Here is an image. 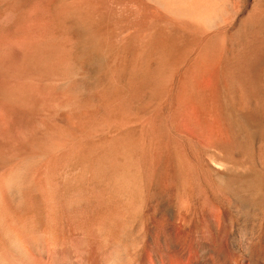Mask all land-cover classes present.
<instances>
[{
  "label": "bare ground",
  "instance_id": "6f19581e",
  "mask_svg": "<svg viewBox=\"0 0 264 264\" xmlns=\"http://www.w3.org/2000/svg\"><path fill=\"white\" fill-rule=\"evenodd\" d=\"M8 1L6 0V3ZM79 1L77 5H75L76 1L75 3L70 1L74 5L70 6L68 3L69 6L65 7H71L69 10L63 11L62 9L61 11L59 9L62 6H60L58 11L61 14L64 12L63 15L67 14V20L64 18L66 24L69 19L68 22L74 24L77 31L84 34L94 32L95 22L91 14L93 11L89 8L93 4L88 6V10L80 5L86 0ZM22 4L20 6L23 7ZM82 4L85 5V2ZM29 7L30 4L27 8ZM97 8L94 9L97 10ZM111 9L115 8L111 6ZM19 10L21 12V9ZM10 11L12 13V9ZM117 11L124 17L130 29V36L138 41V47L133 51L128 48L129 54H127L128 51H121L122 55V52H126L127 56L123 59V63L121 61L122 65L119 64L121 66L117 68L118 71L116 70V78L111 74L106 87L102 88L101 85V90L95 91V94L92 92L93 100L87 98L81 102L78 97L79 100H76L81 102L78 104L74 100V102L68 101L69 92L75 85L73 81L75 78L71 76V73L73 70L77 71L74 63L72 64L69 59L68 52L70 55L71 53L66 49L68 43L60 44L58 41L55 43L54 41L58 40L56 37H53L56 40L52 39L54 44L52 40V43H49V38L48 43L43 41L44 39L40 40L39 38H43L42 32L40 28L41 34L33 31V26L36 28L37 24L33 25L34 14L32 13V17L30 15L28 20L31 21L30 18H32L33 28L27 30L28 26L31 27L30 24L26 26L25 31H22L24 29L22 26L21 31H18L19 28L16 27L17 29L9 31V34L6 32L11 37L10 42L13 41L12 38L18 37L22 40L20 44L18 43V50L13 49L6 59L3 57L6 56L3 52L10 43H7V46L4 44L2 48L3 38L7 35H4L2 28L4 24L2 23L5 21L0 14V264H264V154L258 157L244 155L239 159L234 153V145L241 140L242 126L250 125L256 117L254 115L261 113L263 115V105L260 101L262 87L258 84L257 73L259 66L264 62V0H119ZM24 12L28 14L29 11L26 9ZM15 16L13 15V18ZM56 16H58L57 12ZM58 17L57 19H63L64 16L59 14ZM111 18L114 19V17ZM28 20L26 19L25 22ZM50 20L44 24L52 29L54 26L51 27ZM62 21L56 24V26L59 24L56 30L65 22ZM7 22L10 23V21ZM17 25L20 27L22 24ZM39 26L42 27L43 22ZM63 26L59 28L60 31L64 27V31L67 30V26ZM50 28L48 31L51 32ZM211 30H213L212 34ZM46 32L47 29L43 33ZM58 32L57 36H59ZM65 34H60L64 42L68 41L67 38L64 39ZM71 35L74 36L73 33ZM105 36L102 38L99 34L92 35L96 40L94 42L95 51H105L106 46L110 47L107 43L110 44L112 41L107 40L106 42ZM35 37H38L36 41L38 39L40 41L34 42ZM46 37L44 35V38ZM85 39L88 37L84 38V42ZM114 39L113 42H115ZM86 41L89 42V40ZM88 44L85 45L88 46ZM74 46L72 48L75 49L77 45ZM114 50L116 54L117 49L114 48ZM114 54L112 53V57L115 56ZM117 58L118 56L115 61ZM102 63L106 62L104 63L103 60ZM83 64L85 65V62ZM101 64L99 67L105 68ZM111 65L114 66V64ZM185 65H187L186 69L182 71L181 68H185ZM113 66L109 65L111 69ZM109 67L107 69H110ZM103 70L101 69L100 73ZM179 70L183 74L177 76L180 82H178V91L174 92L175 102H180L182 108L181 102L189 103L191 100L200 116L212 114L219 124L220 140L217 138L219 141L214 143L216 149L220 150L222 152L220 154L224 156L211 153L209 160L213 164L209 161L204 163L202 160H192L190 157L192 153L190 152L188 156L186 155L188 151L184 152L186 145L181 144V147H185L183 153L178 149L176 151L174 145L167 142V138L165 139L168 136L166 135L168 128L165 127V121L161 116V110H163L161 104L165 99H171L169 96L171 92L174 94L170 85L174 84L172 83L173 77ZM110 73L113 72L110 71ZM114 74H116L115 71ZM108 76H106V83ZM98 77L102 79L101 75ZM175 80L177 82L178 79ZM199 80L203 83L208 81L209 85L206 83L203 86L207 85L208 88L207 86L199 88L202 82ZM83 83L82 81V85ZM82 89L86 90L83 87ZM83 92L85 94L86 91ZM70 93L72 94V91ZM172 103L173 101L170 104ZM166 111L165 113L168 114ZM169 115L173 116L170 113ZM212 117L209 116V118ZM173 119H175L174 116ZM134 120H140L142 134L146 135L144 139L141 138L135 143L136 139L130 142L129 138L128 142V138L122 140L118 137L121 141L115 144L117 138L114 136L115 141L108 146L105 145L109 151L112 150L110 154L115 152L116 148L125 150L131 165L137 170L132 173L130 171L122 173L127 171L125 170L120 174L119 170H122L123 166L122 169L117 170L119 175L115 170L116 176L111 174L110 177L108 174L110 170L107 172L105 166L109 164L112 169L114 167L118 169L120 164H117V161L120 163V160L116 159L117 167L114 166L112 162L114 158L110 160L109 153L104 155L102 153L103 148L107 147H103L104 143H100L103 145H98L103 150H99V146H95L97 145L96 140L104 132H106L104 137L108 138L107 131L111 128H118L117 132L119 128L126 130L128 124L133 123ZM135 124L136 122L133 125ZM170 124L171 122L168 125ZM138 133L136 132L135 135ZM111 135L109 136L112 137ZM101 139L99 142H104V139L103 141ZM117 149L116 152H118ZM97 150L101 151V156L95 155ZM115 153L112 154L116 158ZM77 156L83 157L81 162L84 165L78 162L83 168L71 174L65 171V175L61 173L63 177L59 183L64 181L69 186L61 189L56 183L59 176H56L58 172L55 169L58 166L61 167L60 165L64 164L65 160L67 162L68 158L72 159ZM202 157L200 158L203 159ZM79 158L76 161L81 160ZM72 161L73 159L70 162ZM125 161L127 162L126 159ZM74 164H76L75 161ZM126 165L124 169L131 166ZM72 167L74 168L73 164ZM129 169L132 170V167ZM199 171L225 197L228 207L235 213L236 218H229L226 209L216 204L205 206L201 213L199 212L200 214L197 211L200 226L188 236L181 237L174 229L157 228L144 237L146 238L145 251L140 252L141 255L134 259L129 250L131 255L128 259L126 241L134 231V224L140 209L145 207L142 206V202L140 203L141 198L151 193L159 199H169V207L163 208L165 213L173 210L181 211L180 213L190 211L195 185L201 187V184H197L200 180H198ZM107 179L112 182L110 181L111 183L105 185L104 188L101 187L102 189H97L100 185L98 181ZM87 182L88 185L96 182L98 187L96 188V185L95 188L83 187L85 185L82 184ZM199 194L200 192L197 195ZM90 200L95 202L92 205H96L94 207L96 210L93 209L94 212L91 214L92 206L91 208L89 206L90 212H87V215L82 208ZM144 202L143 205L146 203ZM182 218L181 221L179 219V226ZM186 223L183 225H188ZM146 225H144L145 228ZM189 228L191 231V226ZM135 248L137 249L136 244Z\"/></svg>",
  "mask_w": 264,
  "mask_h": 264
},
{
  "label": "rangeland",
  "instance_id": "374dc122",
  "mask_svg": "<svg viewBox=\"0 0 264 264\" xmlns=\"http://www.w3.org/2000/svg\"><path fill=\"white\" fill-rule=\"evenodd\" d=\"M8 1V0H7ZM28 3H26V2ZM70 1L71 2H73V3H75V1H76V4L75 5H77V4H79V0H22V2H20V0H9L8 1V3H6V0H4V1H0V12H2V13H0L1 15V17L3 18V20L5 21V22H3L2 23V25L4 26H2V28H3V31H4V35L6 36L5 38H3L4 40L2 41V48L4 47V44H5V46H7V43H10V45L8 44V46L7 47H9L8 49H7V47L6 48H4V55L6 54V56H3L4 58H8L9 57V54H10V52L11 51H13V49L14 50H18V45L22 42V40H21V38H12L13 39V41L11 40V42L9 41L10 39H11V37H9V31L11 32V31H14V30H16L17 28L16 27H18L19 29H17L18 31H21L20 29H23V27L22 26H24V29L22 30V31H25V29H26V26H28V25H30L31 27H29L28 26V28H27V30H29V28H33V31L35 30L36 32L38 31V33L39 34H41L40 32H39V28H40V31L42 32V36H43V38H39L40 40L41 39H44L43 41H47V43H48V38H49V43L51 44L54 40H56V39H58V40H56V41H54L55 43L58 41V43H60V44H62V42L63 43H68L67 44V47L68 48H66V44H65V48L67 49V52L68 51H70V53H71V55L69 54V52H68V55H69V59L72 61V64L74 65V68L77 70H75L76 72H74V70L72 71V73H71V76L73 77V78H75V79H73V81H74V86H73V89H71L70 90V92L72 91V94L69 92V97H68V101L69 102H77V104L78 103H81L82 101H84V100H86L87 98L88 99H92V97L94 96L93 94H95V91H99V90H101L102 88H104V87H106L107 85H108V83H109V81H110V79H111V74L112 75H114L115 76V78H116V76H117V71H118V69L120 68V66L122 65V63H123V59L125 58V56H127L126 55V52L128 51V53L127 54H129V49L130 50H134L135 48L137 49V47H138V41L137 40H135V39H133L131 36H130V29H129V27H128V25H127V23H126V21H125V19H124V17L121 15V13L119 12V11H117L118 10V4H119V0H101L102 1V3H101V1L99 0V1H97V0H86V1H82L81 3H80V5L82 6V7H85V8H87L88 10H89V8L91 9L90 11H93V13L91 12V14H92V17H93V20H94V22H95V26H99L98 27V29H97V31L99 32H97L96 31V28L97 27H95L94 26V32H89L88 34H84V33H82V32H79V31H77V28H75V26H74V24H71V22H68L69 21V19H68V21H67V24H66V21H65V19L67 20V14L66 15H63V13L64 12H62V14L61 13H59V11H58V9H59V7L60 6H62V7H60L61 9H59V10H61L62 11V9H63V11L65 10L66 11V9L67 10H69L70 8H66L65 6H67L68 5V3H70ZM94 1V2H93ZM97 1V2H96ZM111 1H113V2H111ZM18 4H17V3ZM23 2H25V3H23ZM51 2V3H50ZM57 2V3H56ZM67 2V3H66ZM78 2V3H77ZM83 2H85V5L84 4H82ZM87 2H89V3H87ZM108 2V3H107ZM23 5V7L22 6H20L21 4ZM73 3H70L69 5L71 6H73L74 4ZM115 3H116V6H115ZM2 4H3V6H2ZM15 4V5H14ZM27 5V6H25V5ZM29 4H30V7L33 9H30V7L29 8H27L28 6H29ZM32 4H33V6H32ZM64 4V5H63ZM66 4V5H65ZM87 4V5H86ZM90 4H93L91 7H89L88 8V6H90ZM106 4V5H105ZM113 4H114V6H113ZM5 5V6H4ZM68 5V6H69ZM100 7H99V6ZM108 5V6H107ZM25 6V7H24ZM65 8H64V7ZM94 6V7H93ZM103 6V7H102ZM107 6V7H106ZM111 6H112V8H115L114 10L113 9H111ZM4 7V8H3ZM12 7V8H11ZM14 7H15V10H14ZM17 7V8H16ZM56 7H58L57 9H56ZM96 7H98L97 8V10H95L96 9ZM6 8V9H5ZM8 8H10V9H12V13H11V11H10V9H8ZM21 9V12H20V10L19 9ZM24 8V9H23ZM27 9V11H29L28 12V14L26 13V12H24V10L26 11V9ZM42 8V9H41ZM95 8V9H94ZM2 9V10H1ZM17 9V10H16ZM23 9V10H22ZM30 9V10H29ZM37 9H38V11H37ZM4 10H5V12H4ZM9 10V11H8ZM14 10V11H13ZM39 10H40V13H39ZM44 10V11H43ZM95 10V11H94ZM107 10V11H106ZM30 11H32V12H30ZM36 11H37V13H36ZM60 11V12H61ZM15 12V13H14ZM22 13V14H20V13ZM24 12V13H23ZM44 12V13H43ZM56 12H57V15L59 16V14H60V16L62 15V17H63V19H57V18H59L58 16H56L55 17V14H56ZM105 12V13H104ZM11 13V20L9 19V14ZM14 13V14H13ZM17 13H19V15L17 14ZM31 13V14H30ZM34 14V18H33V20H34V23H33V21H32V18H30L31 19V21H29L28 20V17H30V15H31V17H32V15ZM39 13V15H37ZM43 13V14H42ZM67 13H68V11H67ZM94 13H97L98 15H94ZM118 13H120V14H118ZM15 14L17 15V16H15ZM24 14H26V15H24ZM42 14V15H41ZM48 14V15H47ZM65 14V13H64ZM111 14H114V15H111ZM13 15L16 17V19H15V17L13 18ZM22 15V17H20ZM23 15H24V17H23ZM109 15V16H108ZM96 18H95V17ZM123 18H122V17ZM8 17V19H6ZM20 17V18H19ZM25 17H27L26 19L28 20V21H26V22H29L28 24H26V22H25ZM39 17V18H38ZM111 17H114V19H112ZM12 18L15 20H12ZM42 18V19H41ZM46 20H45V19ZM54 18H56V19H54ZM65 18V19H64ZM99 18V19H98ZM102 18H104V19H102ZM108 18V19H107ZM119 19V20H116V19ZM18 19H20L19 21H18ZM25 19V20H24ZM54 20V21H51V20ZM35 20H36V22H35ZM40 20V21H39ZM43 20V21H42ZM47 20H50L49 21V24H54V25H52L51 24V27H53L54 29L55 28H57L58 27V25L56 26V24L57 23H60V21H62V20H64V21H62V22H64V23H62V25H64V26H67L66 27V29L68 30V31H72V32H69L70 33V35H68L69 33H68V31L67 30H65L64 31V29H65V27H64V29H62L61 28V31H60V27H62V25L61 26H59V28L57 29L58 31H60V33L56 30H54L53 28L51 29L50 27V30H51V32L50 31H48L49 30V28L47 27V25L46 24H44V23H46V22H48ZM55 20L57 21V22H55ZM58 20H60V21H58ZM108 20V21H107ZM7 21H10V23L9 22H7ZM15 22V23H11V22ZM45 21V22H44ZM106 21V22H105ZM125 21V22H124ZM18 22V23H17ZM20 22H22L21 24H20ZM23 22H24V25H23ZM39 24H38V23ZM42 22H43V26H44V29H43V26L41 27V26H39L40 24H42ZM105 22V23H104ZM117 22V23H116ZM8 23V24H7ZM32 23H33V25L35 24H37V26H36V28H35V26H33L32 27ZM99 23V24H98ZM107 23V24H106ZM9 24H12V26L10 27L9 26ZM16 24V25H15ZM17 24H19V25H21L20 27L17 25ZM96 24H98V25H96ZM119 24H122V25H119ZM74 27H73V26ZM105 26V28H104V26ZM107 25V26H106ZM39 26V27H38ZM45 26H46V28H45ZM48 26H50V25H48ZM68 26H70V27H68ZM9 27V28H8ZM38 27V28H37ZM71 27H73V28H75V30L72 28V29H70L69 30V28H71ZM111 27V28H110ZM4 28H7V29H4ZM15 28V29H14ZM100 28V29H99ZM103 28V29H102ZM106 28H107V30H106ZM38 29V30H37ZM43 29V30H42ZM45 29H47V32H48V34L46 35V33L44 34L43 32H44V30ZM104 29H105V31H104ZM113 29V30H112ZM116 29V30H115ZM6 30V31H5ZM30 30H32V29H30ZM34 31V32H35ZM56 32V34H55V32ZM64 31V32H63ZM101 31V32H100ZM106 31H111L112 33H108V32H106ZM123 31V32H122ZM129 31V32H128ZM212 32H210L211 34L213 33V30H211ZM8 34H7V33ZM57 32H58V35L59 36H57ZM105 32V33H104ZM118 32H119V34H118ZM122 32V33H121ZM126 32V33H125ZM127 32H128V34H127ZM208 32V33H209ZM52 33V34H51ZM62 33V35L63 34H65V36H64V39L66 40V38L68 39V41H63V37H62V35H60ZM74 34V36L73 35H71V34ZM126 35H125V34ZM207 33V35H211V34H208ZM81 34V35H80ZM93 34H96V35H100L101 37L102 36H105L104 37V39H105V41L106 42H108L107 40H109V42L110 41H112L110 44L109 43H107V45L108 46H110V47H105V51L103 50V51H100V52H98V51H95L94 49H95V47H94V42L96 41V40H94L95 38H93L92 37V35ZM102 34V35H101ZM44 35H45V37L46 38H44ZM54 35V36H53ZM89 35V36H88ZM109 35V36H108ZM127 35H128V37H127ZM49 36V37H48ZM66 36H68V37H66ZM84 36H86V37H84ZM122 38H121V37ZM4 37V36H3ZM53 37H56V39L55 38H53ZM58 37V38H57ZM70 37H72L71 39H70ZM88 37V39H85V42H84V38H87ZM112 37H113V39H114V41L115 42H113V39H112ZM8 40H7V39ZM38 38V37H37ZM36 37L34 38V42H39L40 40L38 39V41H36V39H37ZM60 38H61V40H60ZM79 38H81L80 40H79ZM103 38V37H102ZM121 38V39H120ZM128 39V41H127V39ZM6 39V40H5ZM19 39V40H18ZM47 39V40H46ZM52 39H54V40H52ZM76 39L79 41H77L76 42ZM90 39H91V41H93V42H91L90 41ZM131 39V40H130ZM14 40H16L15 42H14ZM51 40H52V42H51ZM70 40H72V41H70ZM83 40V41H82ZM86 40H89V42H87ZM122 41V42H119V41ZM126 40V41H125ZM133 40H134V42H133ZM4 41H6V42H4ZM20 41V42H19ZM75 41V42H74ZM82 41V42H81ZM125 41V42H124ZM130 41V43H132L131 45H130V43H128ZM132 41V42H131ZM54 42H53V44H54ZM69 42H71V43H69ZM137 42V43H136ZM15 43V44H14ZM19 43V44H18ZM77 47H75L73 44ZM76 43V44H75ZM83 43V44H82ZM89 43V44H88ZM92 43V45H90ZM114 43V44H113ZM116 43H118L117 44V46H116ZM125 43V44H124ZM136 43V44H135ZM71 44V45H70ZM81 46H80V45ZM85 44H88V46H92L91 48L89 47L88 48V46L87 45H85ZM124 44V45H123ZM126 44H127V49H126ZM136 46H135V45ZM12 45V46H11ZM15 45V46H14ZM64 45V44H63ZM69 45V46H68ZM128 45H130V46H128ZM133 45V46H132ZM14 46V48H12ZM75 47V49L74 48H72V47ZM87 46V47H86ZM116 48L117 49V52H116V54H114V52H115V50H114V48ZM119 46V47H118ZM121 46V47H120ZM124 46V47H123ZM10 47L12 48V49H10ZM15 47H16V49H15ZM122 47H123V49H122ZM80 49V51H79V49ZM84 48H86L87 50H90V51H88V52H90V53H88L87 52V50H85ZM106 48H108V52L106 51ZM129 48V49H128ZM7 49V50H6ZM69 49V50H68ZM78 49V51H76ZM119 49V50H118ZM85 51V52H84ZM121 51H126V52H122L123 53V55L121 54ZM76 52V53H75ZM104 52V53H103ZM107 52V53H106ZM111 52V53H110ZM72 53H74V55L72 54ZM84 53V54H83ZM86 53V54H85ZM98 53L100 54V55H98ZM103 53V54H102ZM105 53H106V55H105ZM112 53L115 55V56H113L114 57V59H113V57H112ZM130 53H131V51H130ZM79 54V55H78ZM90 54V55H89ZM95 54V55H94ZM74 56V59L76 60H74L73 59V56ZM96 55H98V56H96ZM105 55V56H104ZM121 55H122V59H121ZM88 56V57H87ZM94 57V58H92V57ZM104 56V57H103ZM108 56H109V58L111 59V61H109L108 62V60H110L109 58H108ZM118 56V58H120V60L118 59H116V61H115V58ZM120 56V57H119ZM87 57V58H86ZM103 57V58H102ZM84 58V60H86V59H88L87 61H82V59ZM90 58V59H89ZM97 58V59H96ZM91 59H93V60H91ZM107 59V60H106ZM80 60L82 61V62H80ZM100 60V61H99ZM101 60H102V62H103V60H104V63L107 65H105V64H103L102 62H101ZM74 61V62H73ZM95 61V62H94ZM98 61V62H97ZM113 61H115L114 63H113ZM121 61H122V63H121ZM75 62H76V64H75ZM77 62H78V64H77ZM85 62V65L83 64ZM80 63V64H79ZM94 63V64H93ZM102 63V64H101ZM108 63V64H107ZM117 63V64H116ZM189 63V62H188ZM90 66H88V65ZM93 64V65H92ZM104 65V67L105 68H101V66L99 67V65ZM111 64H114V66L113 65H111ZM119 64H121V65H119ZM77 65V66H76ZM83 65V67H81ZM95 65V66H94ZM109 65L110 66H113V68H114V71H115V73L116 74H114V71H113V68L111 69V67H109ZM117 65V66H116ZM119 65V66H118ZM79 66H80V69H79ZM186 66L187 65H185V68L184 67H182L181 69H182V71H185V69H186ZM77 67V68H76ZM86 67V68H85ZM107 67H109L110 69H107ZM118 68V69H117ZM183 68H184V70H183ZM262 68V69H261ZM82 69H84L83 70V72H82ZM86 69H87V71H86ZM91 69V70H90ZM101 69L103 70V72L102 73H100L101 72ZM81 70V71H80ZM117 70V71H116ZM262 70V71H261ZM86 71V72H85ZM90 71H91V73H90ZM110 71L111 72H113V73H110ZM182 71H177L176 73H175V77H173V81H172V83L174 82V84H171L170 86H171V89H172V91H173V93L176 91H178V89H177V87H179L178 85H179V83L178 82H180L179 80V78L177 77L178 76V74H180V76L183 74V72ZM81 72V73H80ZM108 72V73H107ZM262 72V73H261ZM80 73V74H79ZM105 73V74H104ZM106 73L109 75H106ZM79 74V75H78ZM84 74V75H83ZM91 74V75H90ZM75 75V76H74ZM79 76V78L77 77V76ZM87 77H86V76ZM99 75H101L102 77V79H99L100 77H98ZM262 75V76H261ZM106 76H108V78H107V83H106ZM179 76V77H180ZM261 78H260V77ZM89 77V78H88ZM84 78V79H83ZM181 78V77H180ZM79 80L77 83L75 82V81H77V80ZM104 79H105V81H104ZM175 79H178L177 80V82H176V80ZM91 80H92V82H91ZM95 80V81H94ZM101 80H102V82H101ZM109 80V81H108ZM175 80V81H174ZM82 81L84 82L83 83V85H82ZM97 81H98V84H97ZM199 81H202V80H199ZM199 81H198V83H199ZM257 81H258V84L262 87L261 88V93L262 94H264V90H262V89H264V62L259 66V68H258V73H257ZM105 83V85H104V83ZM262 82V83H261ZM91 83H92V85H91ZM176 83H177V85H176ZM197 83V84H198ZM208 84V81H205L204 83H203V81L202 82H200V84H199V88H201V87H203L204 86V84ZM88 84H89V86H88ZM100 84V85H99ZM203 84V85H202ZM97 85H98V87H97ZM101 85L103 86L102 88H101ZM172 85H175L174 87L172 86ZM209 85V84H208ZM87 86V87H86ZM207 85H205V87H206ZM82 87L83 88H85L86 90H83L82 89ZM93 87V88H92ZM173 87V88H172ZM205 87H203V88H205ZM97 88V89H96ZM207 88H208V86H207ZM75 89V90H74ZM82 89V90H81ZM175 89H177V90H175ZM81 90V91H80ZM92 90H94V91H92ZM80 91V92H79ZM83 91H86L85 92V94H84V92ZM88 91H90V92H88ZM78 92V93H77ZM82 92V93H81ZM92 92H93V94H92ZM175 92V93H176ZM87 93H88V95H87ZM172 93V92H171ZM170 93V97H171V99H165L162 103L164 104V106H166V107H162V105L163 104H161V109L163 108V110H167L166 112L168 113V114H166L165 113V111H163V110H161V116H162V119H163V121H165V127L167 126V130H168V132L166 133V135H168L167 137H165V139L167 140V142H169V143H171V144H173L174 146L173 147H175V150L176 149H178V150H180V152H183V150H185L184 148L185 147H181L182 145L183 146H185L186 145V150L184 151L185 153L187 152V154L186 155H190L191 153V155H190V157L192 158V160L194 159V160H202V161H204V163H206L207 161H209V162H211L210 160H209V155L211 154V153H216V154H218V155H220V156H224V154L223 155H221L222 154V152L220 151V150H217L216 149V147H215V143H217L219 140H220V134L218 135V133L220 132V129H219V124H218V122H217V120L214 118V117H212V114H207L206 116H200V113H199V111L197 110V108H196V106H194L193 104V102L191 101V103H190V101H189V103L188 102H186V103H184V101L183 102H181V106H182V108L180 107V102L178 103L177 101L175 102V100H176V94L174 93V94H171ZM261 94V99H260V101H261V103H262V112H263V115H262V113L260 114V115H262V116H260L259 114H256V115H254V116H256L255 117V119H254V121L250 124V125H248V124H245L244 126H242V130H241V132L242 133H240L241 134V140L240 141H238V143L236 144V145H234V147H235V150H234V153H236V157L237 158H239V159H241L244 155H250V156H252V157H258L260 154L262 155V154H264L263 152H264V96ZM81 97H80V96ZM83 95V96H82ZM85 95V96H84ZM87 95V96H86ZM173 95V96H172ZM175 95V96H174ZM90 96V97H89ZM168 96V97H169ZM76 97V98H75ZM78 97H79V99H78ZM83 97H85V99L83 98ZM74 98V99H73ZM172 98H173V100H172ZM76 99H78L79 101H81V102H78V100H76ZM74 100V101H73ZM93 100V99H92ZM166 100H168L169 101V103H168V101L167 102H165ZM173 101V103L172 104H170L171 103V101ZM187 100V99H186ZM189 100V99H188ZM95 101V100H94ZM167 104V105H165V103ZM175 103H176V106H175ZM185 104V105H184ZM172 105V107L170 108V106ZM180 108H179V107ZM169 107V108H168ZM252 107V106H251ZM177 108V109H176ZM178 108H179V110H178ZM177 111H179V112H177ZM169 110V111H168ZM170 110H172V111H170ZM197 110V111H196ZM174 111V112H173ZM196 111V112H195ZM177 112V113H176ZM165 113V114H164ZM169 113L170 114H173V116L175 117V119H173V116L172 115H169ZM165 115V116H164ZM169 115V116H168ZM175 115H177V117L175 116ZM164 116V117H163ZM167 116H168V118H167ZM209 116H211L212 118H209ZM258 116V117H257ZM172 117V118H171ZM203 117V118H202ZM205 117V118H204ZM165 118V119H164ZM207 118V119H206ZM208 118L210 119V120H208ZM167 119V120H166ZM168 120H169V122H168ZM174 120H176L175 122H174ZM214 120V121H216L215 123H217V124H215L214 123V121H213V123H212V121ZM136 122V124H135V126L133 125L134 123ZM166 122H168V124L171 122V124L170 125H168ZM173 122V123H172ZM211 122V123H210ZM138 123V124H137ZM175 123V124H174ZM207 123V124H206ZM256 123V124H255ZM260 123V124H259ZM263 123V124H262ZM210 124H212V125H210ZM255 124V125H254ZM259 124V125H258ZM133 125V127H131ZM214 125V126H213ZM252 125V126H251ZM137 126V127H136ZM141 126V123H140V120L138 121H136V120H134L133 121V123H129L128 124V126L125 128L126 130H124V128H122V129H120L119 128V130H118V132H117V129H116V131H114L115 129H113V128H111V130L110 131H107L108 132V138H106V137H104V136H106L105 135V133L106 132H104L102 135H100L98 138H97V145H95L96 147L97 146H99L100 145V143H104V145H103V147H105L106 145L105 144H107V146H108V144H110L111 142H114L115 140V138H117L116 139V143L115 144H117V143H119V141H121L120 140V138H118V137H121V139L123 140L124 138L126 139V138H128L127 140H128V142H129V138L131 139L130 140V142H134V139H136V142L135 143H137L138 142V140H141V138L142 139H144L145 138V136H143V134H142V126L139 128V127ZM130 127V128H129ZM170 127V128H169ZM174 129H173V128ZM246 127V128H245ZM253 127V128H252ZM259 127V128H258ZM250 128V129H249ZM131 129V130H130ZM140 129V130H139ZM173 129V130H172ZM218 129V130H217ZM257 129V130H256ZM184 130H186V131H184ZM216 130V131H215ZM263 130V131H262ZM129 133H128V132ZM131 131V132H130ZM170 131V132H169ZM173 131H175V132H173ZM181 131V132H180ZM112 132V133H111ZM120 132V133H119ZM136 132L138 133L137 135H135L136 134ZM252 132V133H251ZM263 132V133H262ZM118 133H119V135H118ZM172 133L174 134V135H172ZM178 133V134H177ZM181 133V134H180ZM182 133H184L183 135H182ZM187 133V134H186ZM251 133V134H250ZM255 133V134H254ZM110 134H112L111 136L112 137H110L109 135ZM114 134V135H113ZM263 134V135H262ZM123 135V136H122ZM143 137H142V136ZM169 135H171L170 136V138H169ZM176 135H177V137H176ZM180 135H182V137L180 136ZM185 135H187V136H185ZM246 135V136H245ZM114 136H116L115 138H114ZM127 136H129V137H127ZM133 136V137H132ZM174 136V137H173ZM180 136V137H179ZM218 136V137H217ZM255 136V137H254ZM102 139H101V138ZM139 137V138H138ZM184 137V138H183ZM188 137H190V138H188ZM247 139H246V138ZM138 138V139H137ZM147 138V137H146ZM173 138V139H172ZM175 138V139H174ZM179 138H182L181 140L179 139ZM193 138V139H192ZM217 138H219V140L217 141ZM248 138H249V140H248ZM254 138V142L252 141V139ZM99 139H101L102 141H103V139H104V142H99L100 140ZM124 139V140H125ZM169 139H171V140H169ZM179 139V140H178ZM184 139V140H183ZM188 139V140H187ZM195 139V140H194ZM106 140H108L107 141V143H106ZM109 140H111V141H109ZM126 140V141H127ZM175 140V141H174ZM177 140V141H176ZM183 140V141H182ZM244 140V141H243ZM174 141V142H173ZM190 141H191V143H190ZM197 141V142H196ZM215 141H217V142H215ZM248 141V142H247ZM99 142V143H98ZM109 142V143H108ZM182 142V143H181ZM215 142V143H214ZM246 142V143H245ZM178 143V144H177ZM194 143V144H193ZM199 143V144H198ZM240 143V144H239ZM246 145H245V144ZM99 144V145H98ZM182 144V145H181ZM198 144V145H197ZM212 144L214 145V146H212ZM251 144V145H250ZM102 145H100V146H102ZM180 145V147L178 148V146ZM100 146H99V150H103L104 149V151L102 152L103 153V155L105 154V153H109L110 154V152L112 151V150H108V147L107 148H100ZM198 146V147H197ZM204 146H206V147H204ZM244 146V147H243ZM212 148V150L210 149V148ZM214 147V148H213ZM250 147V148H249ZM180 148H182V150L180 149ZM243 148V149H242ZM247 148V149H246ZM105 149H107V150H105ZM115 149V148H114ZM117 149V148H116ZM116 149H115V152H116ZM197 149V150H196ZM200 149V150H199ZM210 149V150H209ZM214 149V150H213ZM216 149V150H215ZM250 149V150H249ZM99 150H97L95 153V155L97 156H99L100 154H101V151H99ZM207 150V151H206ZM243 150H245V151H243ZM247 150V151H246ZM107 151V152H106ZM114 151V150H113ZM117 151L118 152H112L113 154L115 153V156H116V158L113 156V154L111 153L110 155H111V158H110V160H112V158H114L113 160H112V162L115 164L114 166H116L117 167V165H116V159L117 160H120L119 162L120 163H118V161H117V164H120V165H118L119 167H118V169H115V167H114V169H112V166L110 167L109 166V164H107V166H105L106 167V171L108 172L109 170L111 171H115L116 170V172H117V170H119V168L120 169H122V167L124 166L125 167V165L128 163V162H130L129 161V157H128V153L125 151V150H123V149H117ZM125 151V152H124ZM177 151V150H176ZM198 151V152H197ZM201 151V152H200ZM209 151V152H208ZM218 151V152H217ZM220 151V152H219ZM236 151V152H235ZM251 151V152H250ZM97 152H100L99 154L97 153ZM183 152V153H184ZM191 152V153H190ZM194 152V153H193ZM204 152H205V154H204ZM238 152V153H237ZM240 152V153H239ZM117 153H118V155H117ZM196 153H198V154H196ZM199 153H201V154H199ZM221 153V154H220ZM247 153V154H246ZM251 153V154H250ZM109 154H107L108 156H110ZM253 154H254V156H253ZM196 155V156H195ZM198 155L200 156V157H202L203 159H201L200 157H198ZM202 155V156H201ZM97 156V157H98ZM101 156V155H100ZM113 156V157H112ZM120 157V158H118V157ZM73 157V156H72ZM81 158V160H78V161H76L77 160V158ZM103 157V156H102ZM105 157H106V155H105ZM127 160V162L125 161V159ZM128 157V158H127ZM76 158V159H75ZM79 158V159H80ZM82 158L83 157H81V156H77V157H74V158H72L73 159V161L72 162H70L72 159H71V157H70V159H69V161H68V159H67V162H66V160L63 162L64 164H61L60 166L61 167H63L62 169H61V167H57L56 169H55V171L56 172H58L57 174H56V176L58 177L59 176V178L56 180V183H58L59 184V187L61 188V189H66L67 187H69L68 186V183L66 182H64V181H61L60 183H62V184H60L59 183V181L62 179V177H63V175H65L66 173H64V171L65 172H68L67 174H71L72 172L73 173H75V172H77V171H79V170H81L80 168L82 167V165H84V163L83 162H81L82 161ZM123 158V159H122ZM200 158V159H199ZM206 159V160H205ZM74 161L76 162V164H74ZM81 162V164H79V163ZM126 162V163H125ZM66 163V164H65ZM70 163L71 165L69 166L68 164ZM124 163H125V165H124ZM212 163V162H211ZM72 164L74 165V168L72 167ZM77 164H79L78 166H77ZM121 164H123V165H121ZM213 164V163H212ZM127 165H131V162H130V164H127ZM126 165V166H127ZM67 167V168H66ZM68 167H70V168H68ZM77 167V168H76ZM110 167V169H107V168H109ZM124 167H123V169H124ZM128 167V168H127ZM124 170L122 169V170H119L120 172V174H121V172L122 171H125V170H127L126 172H122V173H128L129 171H130V173H132V172H134V170H137V169H135V167L134 166H127ZM132 167V170L131 169H129V168H131ZM59 168V169H58ZM71 168H72V170H71ZM83 168V167H82ZM60 169H61V171H60ZM63 169H66V170H63ZM68 169H70L69 171H67ZM76 171H75V170ZM78 169V170H77ZM109 171V175H110V177H111V174H112V176H113V174H114V176H116L115 174H117V173H113L112 171L110 172ZM55 172V173H56ZM200 172V171H199ZM63 175H62V174ZM119 173L117 174V175H119ZM199 176H200V178H199V176H198V180H199V183H197V184H201V187H200V185H195V188H194V193H193V201H192V210H190L191 212H192V214H191V212L190 211H183V213H180L181 211H172V212H170V213H165L164 211H163V208L164 207H169V205H170V200L169 199H167V200H162V199H159L157 196H154L153 194H145L144 196H143V198H141V200H140V203L142 204V206H145V207H142V209H140L141 211H140V213H139V215H138V217H137V219H136V222H137V224H136V222H135V224H134V226H135V228H133V232H131V235H130V237L128 238V240L126 241V247H127V251H128V255H127V258L129 259V255H131V257H133L134 259H135V257H136V259L141 255L140 254V252L142 253V251L144 252L145 251V247H146V238H144V237H146V235L150 232V231H154L155 229H157V228H162V227H164V228H168V229H174L175 230V232L178 234V235H180L181 237H185V236H188L193 230H195L196 228H198L199 226H200V222H199V215H198V213L200 212L201 213V211L203 210V207H208L209 205H211V204H216V205H218V206H221V207H223L224 209H226V212H227V214L229 215V218H231V219H235L236 218V215H235V213L228 207V202H227V200L225 199V197L219 192V191H217L216 189H215V187H214V185H213V183L210 181V180H207L206 179V177H205V175L203 176L202 175V172H200V174H198ZM56 177V178H57ZM203 179V180H202ZM104 181H106V182H104ZM104 181H98L99 183L98 184H100L99 185V188H97L98 186H97V181L94 183V184H90L89 183V185H88V182L87 183H84V184H82V185H85V186H83V187H88V188H95V185H96V188L97 189H102V188H104V187H106L109 183H111L112 181L110 180V179H107V180H104ZM111 181V182H110ZM101 182V183H100ZM198 182V181H197ZM200 182H202V183H200ZM65 183V184H64ZM57 184V185H58ZM64 184V185H63ZM87 184V185H86ZM211 184V185H210ZM102 185V186H101ZM106 185V186H105ZM102 187V188H101ZM214 188V189H213ZM197 190H199V191H197ZM203 191V192H202ZM200 192V194L199 195H197L198 193ZM195 195V196H194ZM148 196H149V201H148ZM198 196V197H197ZM157 197V198H156ZM197 197V198H196ZM145 198H146V200H145ZM143 199V200H142ZM154 200H155V202H154ZM92 201V202H91ZM146 203H145V202ZM158 201V202H157ZM91 202V203H90ZM143 202L145 203V205H143ZM149 202V203H148ZM152 202V203H151ZM93 203H95L93 200H90L89 201V203L86 205V206H84L82 209L84 210V211H86V214L88 215V213L90 212V208H91V206H92V208H91V214L94 212V210H96V208L94 209V207L96 206V205H92ZM157 203L159 204V205H157ZM193 204H195V205H193ZM153 205V206H152ZM156 205H157V207H156ZM89 206H90V208H89ZM148 206V207H147ZM149 207H150V210H149ZM197 207H198V209H197ZM202 209H201V208ZM145 208V209H144ZM86 209V210H85ZM94 209V210H93ZM147 209V210H146ZM196 209V210H195ZM144 211V214H143V211ZM194 211L196 212L195 214H194ZM197 211H198V213H197ZM88 212V213H87ZM162 212V213H161ZM189 212H190V214H189ZM152 213V214H151ZM199 213V214H200ZM91 214H89V215H91ZM160 214V215H159ZM163 214V215H162ZM180 216H179V215ZM182 214H183V218H182ZM185 214V215H184ZM141 215H143V216H141ZM148 215V216H147ZM155 215V216H154ZM195 215V216H194ZM141 217V218H140ZM185 217H186V220H189V221H186V220H184L185 219ZM145 218V219H144ZM181 218H182V222H181V224H180V226L178 225L179 223H180V221H181ZM192 218V219H191ZM141 219V220H140ZM179 219H180V221H179ZM139 220V221H138ZM150 220H151V222H150ZM143 221V222H142ZM148 221V222H147ZM179 221V222H178ZM188 223V225H186L187 223ZM193 223H192V222ZM186 223L185 225L186 226H184L183 224L184 223ZM190 223H192V224H190ZM140 224H141V227H140ZM147 224V225H146ZM149 224V225H148ZM158 224V225H157ZM177 224V225H176ZM137 225V226H136ZM143 225V226H142ZM144 225H146V228H145V226ZM164 225V226H163ZM173 225V226H172ZM153 226V227H152ZM191 226V231H190V227ZM144 227V228H143ZM183 227V228H182ZM188 227V228H187ZM184 228H185V231H184ZM187 228V229H186ZM145 229V230H144ZM178 230H180V231H178ZM147 231V232H146ZM142 234V235H141ZM131 239V240H130ZM128 243V244H127ZM131 243V244H130ZM135 244H136V247H137V249H139V247H140V249L139 250H137L136 248H135ZM145 244V245H144ZM133 245V246H132ZM143 245V246H142ZM131 248V249H130ZM132 248H134L133 249V251H132ZM142 248V249H141ZM129 250H130V252H131V254L129 253ZM141 250V251H140ZM138 252V253H137ZM136 254H137V256H136ZM139 254V255H138ZM130 257V258H131ZM133 258H131V260H134Z\"/></svg>",
  "mask_w": 264,
  "mask_h": 264
}]
</instances>
